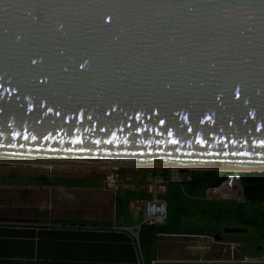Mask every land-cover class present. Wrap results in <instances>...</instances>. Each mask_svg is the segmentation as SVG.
<instances>
[{
    "label": "water",
    "instance_id": "95a60500",
    "mask_svg": "<svg viewBox=\"0 0 264 264\" xmlns=\"http://www.w3.org/2000/svg\"><path fill=\"white\" fill-rule=\"evenodd\" d=\"M0 164L264 173V0H0Z\"/></svg>",
    "mask_w": 264,
    "mask_h": 264
},
{
    "label": "trees",
    "instance_id": "16d2710c",
    "mask_svg": "<svg viewBox=\"0 0 264 264\" xmlns=\"http://www.w3.org/2000/svg\"><path fill=\"white\" fill-rule=\"evenodd\" d=\"M154 174L164 175L167 170L153 169ZM120 173H125V170H120ZM191 181L182 185L168 184L166 187L165 197L167 198V218L171 211V204L177 206L185 203L187 198L200 199V194L205 188L219 184L226 175V172L214 171H190ZM241 184L244 192L246 204L255 206L253 210L254 216L260 218V222L264 224V173H240ZM144 182V176L140 180ZM0 185L6 186H53L61 188H91L96 189L101 187L94 180H77L67 178H38V177H19L16 175H0ZM113 196V217L121 218L125 225L138 224L141 218L133 219V212L128 211V202L132 199H146L148 194L144 191L119 190ZM201 200V199H200ZM27 208L26 213L46 215L48 212L41 208ZM260 212V213H259ZM138 215V214H137ZM140 216V215H138ZM187 216V213L182 212L174 216L177 225L180 224L181 218ZM253 216V217H254ZM38 223H46L59 225L51 232L42 231L46 226H42L40 230H28L24 236L29 239L37 237V243L26 242L28 250L23 254V264H69L70 261L88 260L95 264H108V262L123 261L125 264H137V256L133 242L130 237L123 233L115 232H83L71 233L70 229L75 226H108L112 225V221H97V220H77L71 217L47 220L38 219ZM18 222V221H5ZM32 220H23V223H32ZM115 222V221H114ZM171 219L166 225L172 228ZM257 221L252 220L251 226L258 227L264 231L262 227L256 225ZM175 228V227H173ZM61 230V231H60ZM161 227H148L142 225L139 232V243L145 264H151L154 260L155 239ZM59 231V232H58ZM46 241V242H45ZM89 243V244H88ZM73 247H72V245ZM69 245V247H68ZM83 245V247H82ZM88 245V246H87ZM87 246V247H86ZM24 253V252H23ZM75 253V256L69 255ZM53 262V263H52ZM82 264V263H81Z\"/></svg>",
    "mask_w": 264,
    "mask_h": 264
},
{
    "label": "rangeland",
    "instance_id": "374dc122",
    "mask_svg": "<svg viewBox=\"0 0 264 264\" xmlns=\"http://www.w3.org/2000/svg\"><path fill=\"white\" fill-rule=\"evenodd\" d=\"M125 172L132 174L136 170H125ZM102 174L103 171L100 169L0 164V175H16L19 177L94 180L103 185ZM143 175H145L144 170ZM102 185L99 188L88 190H65L53 186L30 187L18 185L7 187L3 185L0 186V211L21 212L23 215L33 216L34 214L26 213L25 210L27 208L35 210L32 208L39 207L53 214L52 216L62 218L69 216L77 219L87 217L86 219L89 220L106 221L113 218V196L110 192L104 191ZM170 185L174 186L175 184ZM198 203L200 204L197 206V210L194 211L203 210L208 213L207 216L203 217L204 220L181 219V231L185 233L192 231L211 233L212 231L208 230L214 227L221 238L238 242L245 248L235 247L231 257H228L229 254L218 250L209 251L207 258H205L206 261L210 262L209 264H264V231L261 228L252 227L250 224L252 220H256V225L264 229V224L260 222V218L252 213L255 210L254 205H236L228 201L205 199L198 201ZM14 206H22V209L18 211L13 209ZM185 207H189V205L182 206V209H185ZM132 217L138 219L140 216L133 213ZM195 217L197 218V216ZM116 219L117 222L121 221V218ZM171 225H173L172 222ZM226 228L238 229L239 231L225 233L223 230ZM244 254L248 257H244ZM199 255L196 254L198 259H200ZM200 260L204 261V257Z\"/></svg>",
    "mask_w": 264,
    "mask_h": 264
},
{
    "label": "crops",
    "instance_id": "0c3cea01",
    "mask_svg": "<svg viewBox=\"0 0 264 264\" xmlns=\"http://www.w3.org/2000/svg\"><path fill=\"white\" fill-rule=\"evenodd\" d=\"M105 173L107 172L103 171L102 177L104 176ZM126 174L128 176H131L133 180L130 183L121 184V186L117 188L118 189L117 191L131 190V191H144L146 193L144 189L145 182L142 183L140 181L144 176L143 171L141 172V170H139L136 171L135 173L132 172V174L126 172ZM62 189L88 190L90 188H62ZM203 192L199 195L201 200H203L202 198ZM163 198L167 204V199L165 198V194ZM200 199L198 200V199L187 198L185 200V203H183L180 206H177V204L175 203L171 204L172 213L169 214L165 224L161 226V230L159 231L155 239V245H154L155 253L153 257L154 258L153 264H209L210 262L205 260V258H207V253L209 251L218 250L221 251L222 253L229 254L228 257H231V254L233 253L235 247H238L239 249L240 248L245 249L244 246L238 242L221 238L220 235L216 233V229H214V227L209 228L208 231H212L211 233H205V232L197 233L193 231L185 233L184 231L180 230L181 221L180 224L177 225L174 218V216H177V214H180L182 212L187 213V216L182 217L181 219L191 218L196 220L199 219L204 220L203 217L207 216L208 213L204 212L203 210L194 211L197 210V206L200 204L198 203V201H201ZM186 204H188L189 207H185V209H182V206ZM35 208H39V207H35ZM13 209H17L19 211L22 209V206H14ZM52 215L53 214L49 212L45 216L40 214H34L33 216H30V215H23V213L21 212L16 213L13 211H9V212L0 211V264H23V254H25V251L28 250V244L26 242L33 241L34 243H37L36 242L37 237L34 239H29L24 236V233L28 230H34L35 232H37L38 230H40L42 226H46V228H43L42 231L44 230L46 232L55 231L52 230L55 228L51 229L48 227H58L59 225L50 224V223H46V225H44L43 223H38L37 221L38 219H42L50 222V220H54V219L56 220L59 218L55 215L54 216ZM195 216H197V218ZM86 218L87 217H82L81 219H77V218H72V219L89 220ZM171 219H173L174 225L172 226V228H169L167 227L166 224ZM9 220L18 221V222H14V223L5 222ZM23 220H32L35 222L27 224V223H23ZM109 221L115 223L117 222V219L116 218L114 219L113 217L112 219H109ZM70 230H73L71 231V233H73L74 231H76L77 233L92 232V231L95 232V230H88L83 228V226H78V225L75 226L74 229H70ZM225 233H229V232H225ZM196 254L197 255L201 254L198 257L200 259L204 257V261L198 259L196 257ZM245 254L244 257L247 256ZM69 255L75 256V253H69ZM81 263L95 264L94 262H89L88 260H82V259L78 261H70L69 264H81ZM125 263L123 261L108 262V264H125Z\"/></svg>",
    "mask_w": 264,
    "mask_h": 264
},
{
    "label": "built area",
    "instance_id": "2783aa9c",
    "mask_svg": "<svg viewBox=\"0 0 264 264\" xmlns=\"http://www.w3.org/2000/svg\"><path fill=\"white\" fill-rule=\"evenodd\" d=\"M164 175L154 174L152 170H144V189L148 194L146 199H132L128 202V211L141 216V222L134 226H127L122 221L108 226H83L88 230L99 232L123 233L131 238L137 256V264H145L141 247L139 246V232L142 225L148 227L163 226L167 219V204L163 196L168 184L182 185L191 181L190 171L177 168L166 169ZM103 190L114 193L121 184L130 183L133 178L118 169H103ZM241 172H227L223 180L214 186L204 189L203 199L211 201H228L236 205L245 204ZM154 261L151 262L153 264Z\"/></svg>",
    "mask_w": 264,
    "mask_h": 264
},
{
    "label": "clouds",
    "instance_id": "9594fccd",
    "mask_svg": "<svg viewBox=\"0 0 264 264\" xmlns=\"http://www.w3.org/2000/svg\"><path fill=\"white\" fill-rule=\"evenodd\" d=\"M136 171H139V170H136ZM141 171H143V170H141ZM102 181H103V180H102ZM103 184H104V183H103ZM103 186H104V185H102V188H103ZM117 190H118V189H117ZM117 190H116L114 193H111V194H112V195H115V193L117 192ZM245 204H246V203H245ZM127 207H128V206H127ZM140 218H141V216H140ZM140 222H141V221H140ZM140 222H139V223H140ZM160 227H161V226H160Z\"/></svg>",
    "mask_w": 264,
    "mask_h": 264
},
{
    "label": "flooded vegetation",
    "instance_id": "af4514ba",
    "mask_svg": "<svg viewBox=\"0 0 264 264\" xmlns=\"http://www.w3.org/2000/svg\"><path fill=\"white\" fill-rule=\"evenodd\" d=\"M0 186H3V185H0ZM4 186H6V185H4ZM8 187V186H7ZM246 257H248V256H246Z\"/></svg>",
    "mask_w": 264,
    "mask_h": 264
}]
</instances>
